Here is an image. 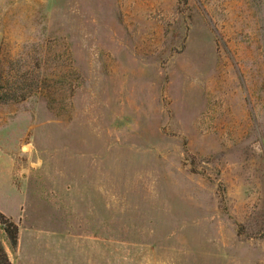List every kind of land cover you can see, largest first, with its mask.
Segmentation results:
<instances>
[{"label":"rangeland","instance_id":"rangeland-1","mask_svg":"<svg viewBox=\"0 0 264 264\" xmlns=\"http://www.w3.org/2000/svg\"><path fill=\"white\" fill-rule=\"evenodd\" d=\"M0 241L264 264V0H0Z\"/></svg>","mask_w":264,"mask_h":264},{"label":"trees","instance_id":"trees-1","mask_svg":"<svg viewBox=\"0 0 264 264\" xmlns=\"http://www.w3.org/2000/svg\"><path fill=\"white\" fill-rule=\"evenodd\" d=\"M1 220L5 226V230L9 231L8 227H6V223L9 222L8 219L5 216L1 215ZM12 228H13V231H12V235H11L10 239L12 240V242L14 244H16L17 239H18V228L14 224L12 225ZM0 264H10L9 257L6 253V251L4 250L1 241H0Z\"/></svg>","mask_w":264,"mask_h":264}]
</instances>
